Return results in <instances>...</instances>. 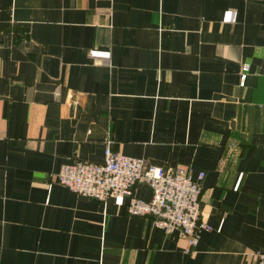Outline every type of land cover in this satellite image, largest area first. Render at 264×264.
I'll use <instances>...</instances> for the list:
<instances>
[{
  "label": "crops",
  "instance_id": "0c3cea01",
  "mask_svg": "<svg viewBox=\"0 0 264 264\" xmlns=\"http://www.w3.org/2000/svg\"><path fill=\"white\" fill-rule=\"evenodd\" d=\"M108 137L204 174L211 230L189 253L127 199L54 182L101 163ZM263 250L264 0H0V264H253Z\"/></svg>",
  "mask_w": 264,
  "mask_h": 264
},
{
  "label": "built area",
  "instance_id": "2783aa9c",
  "mask_svg": "<svg viewBox=\"0 0 264 264\" xmlns=\"http://www.w3.org/2000/svg\"><path fill=\"white\" fill-rule=\"evenodd\" d=\"M248 66L240 74V86ZM111 138L104 143L103 161H77L61 166L54 182L70 192L105 203L110 198L127 199V214L149 217L153 228L166 234L174 231L186 242L185 251L196 247L199 235L211 227L202 221L200 202L203 173L194 180L189 167H163L147 164L142 159L116 154ZM52 182V183H54ZM49 183V187L52 186ZM143 184L150 190L149 200L137 198L134 187ZM253 264H264V250L251 254Z\"/></svg>",
  "mask_w": 264,
  "mask_h": 264
}]
</instances>
